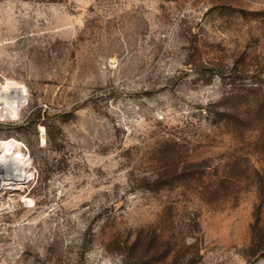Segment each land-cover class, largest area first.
<instances>
[{
  "label": "rangeland",
  "instance_id": "374dc122",
  "mask_svg": "<svg viewBox=\"0 0 264 264\" xmlns=\"http://www.w3.org/2000/svg\"><path fill=\"white\" fill-rule=\"evenodd\" d=\"M0 264H264V0H0Z\"/></svg>",
  "mask_w": 264,
  "mask_h": 264
},
{
  "label": "bare ground",
  "instance_id": "6f19581e",
  "mask_svg": "<svg viewBox=\"0 0 264 264\" xmlns=\"http://www.w3.org/2000/svg\"><path fill=\"white\" fill-rule=\"evenodd\" d=\"M25 92L15 82L0 84V116H11L23 103ZM23 158L4 151L0 155V198L7 190H20L28 181Z\"/></svg>",
  "mask_w": 264,
  "mask_h": 264
}]
</instances>
